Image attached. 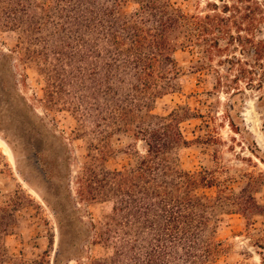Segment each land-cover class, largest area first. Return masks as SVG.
<instances>
[{"label": "trees", "instance_id": "1", "mask_svg": "<svg viewBox=\"0 0 264 264\" xmlns=\"http://www.w3.org/2000/svg\"><path fill=\"white\" fill-rule=\"evenodd\" d=\"M216 1L223 5L212 14L187 15L172 0H0V32L17 34V56L35 65L52 107L73 115L91 149L105 157L120 137L143 145L131 167L89 168L87 199L113 204L101 236L117 264H220L229 253L218 237L223 217L263 211L216 171L183 169L179 149L203 143L184 134L182 124L199 118L189 107L153 113L181 91L176 55L185 51L197 55V72L219 57L226 76L218 72L215 88L261 93L264 106V14L252 5L263 9L256 0Z\"/></svg>", "mask_w": 264, "mask_h": 264}, {"label": "rangeland", "instance_id": "2", "mask_svg": "<svg viewBox=\"0 0 264 264\" xmlns=\"http://www.w3.org/2000/svg\"><path fill=\"white\" fill-rule=\"evenodd\" d=\"M172 1L187 15L212 14V5H223L216 0ZM256 2L263 11L255 5L252 10L260 19L264 0ZM246 3L238 5L245 7ZM260 29L257 37L264 39V25ZM17 38L15 32H0V264H117L101 236L113 204L87 199L89 168L131 167L136 152H144L143 145L120 137V141L113 140L105 157L92 150L91 139L81 136L73 115L52 107L35 65L17 56ZM176 58L184 72L181 91L159 100L153 113L165 117L189 107L199 118L182 124L184 134L191 141L202 137L203 143L179 149L183 169L216 171L236 193L247 189L263 209L249 220L240 214L223 217L218 237L229 253L220 264H264L261 93L248 90L245 96L232 97L226 89H216L218 72L226 76L219 57L207 62L211 70L200 72L192 69L198 61L193 52H178ZM231 103L235 104L232 114ZM230 117L240 125L241 134L231 128ZM35 147L42 151L40 168L47 175L32 165L30 155ZM58 212L77 239L76 247L62 254ZM12 217L16 224L6 234Z\"/></svg>", "mask_w": 264, "mask_h": 264}, {"label": "flooded vegetation", "instance_id": "3", "mask_svg": "<svg viewBox=\"0 0 264 264\" xmlns=\"http://www.w3.org/2000/svg\"><path fill=\"white\" fill-rule=\"evenodd\" d=\"M41 155H42V151L39 150V148H36V147L33 148V152L30 155V157L32 158V161H33L32 165L37 172H40L42 174L44 173V175H47L48 171L40 168V164L42 163ZM60 216L61 215L58 212L57 217L59 218V225H60V229H61L60 230L61 231L60 241H59V253L62 254L66 250H69L70 248L76 247V245H77L76 240L77 239H76L75 235L72 234L70 224L64 220L62 221L60 219Z\"/></svg>", "mask_w": 264, "mask_h": 264}]
</instances>
